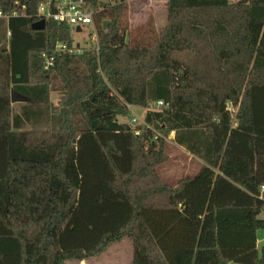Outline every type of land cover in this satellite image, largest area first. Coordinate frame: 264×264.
<instances>
[{"label": "trees", "instance_id": "obj_1", "mask_svg": "<svg viewBox=\"0 0 264 264\" xmlns=\"http://www.w3.org/2000/svg\"><path fill=\"white\" fill-rule=\"evenodd\" d=\"M44 1L0 0V264L90 260L123 239L132 264H264V0H166L132 43L128 0H88L96 45L48 69L73 40L31 28ZM12 91L28 101L14 109ZM130 106L141 123L117 120ZM172 132L203 162L175 187L155 171Z\"/></svg>", "mask_w": 264, "mask_h": 264}, {"label": "rangeland", "instance_id": "obj_2", "mask_svg": "<svg viewBox=\"0 0 264 264\" xmlns=\"http://www.w3.org/2000/svg\"><path fill=\"white\" fill-rule=\"evenodd\" d=\"M98 1L102 3L103 2L117 3L120 0H98ZM165 4H166V0H128L126 18L129 27V32L126 36L127 42L132 43L136 38H138L141 35V33L145 30L146 25H150L154 29H157L159 28V26L164 24L166 20ZM105 21L106 19H104V21L102 22L103 25ZM95 28L96 25L94 24V30H93L94 33L91 31L89 25L83 27L81 32L75 31L74 28H70L71 36L73 40V46L77 44L79 45L80 48L95 46L97 42V33H96L97 30H95ZM57 98H58L57 93L52 92L50 95V102H52V104H56ZM18 104L20 103L15 102L14 104H12L14 106V109H17L19 107ZM144 111H145L144 108L131 107L128 109L125 116H118L117 120L124 123L131 122L132 124H139L142 122L141 120ZM133 118L135 119V122L131 121V119ZM221 141L222 139H219V143ZM177 146L178 145L174 141H171L167 137L164 144V155L166 157L162 162L163 164L166 161L164 167L169 166L168 164H170L171 160L173 159L181 160L185 157H189V155L191 154L188 153L185 149L178 148ZM159 167H161V164L156 168L157 172H159L158 171ZM191 167H192L191 171L195 170L194 165ZM218 169L221 170L222 167L218 166L217 170ZM259 218L264 219V211L259 214ZM256 245L259 251L261 250L262 246H264V227L260 228L257 232ZM110 247H109L111 249L110 251H108L109 248H107L106 251L100 256H103V258L108 256L112 259V261L113 260L115 261L121 257L123 263H126L127 258H128L127 260H129V257L131 256L130 240L123 239L118 244H111ZM106 253L107 255H105ZM85 264H96V256L92 257V259L87 261ZM230 264H236V263L231 262Z\"/></svg>", "mask_w": 264, "mask_h": 264}, {"label": "built area", "instance_id": "obj_3", "mask_svg": "<svg viewBox=\"0 0 264 264\" xmlns=\"http://www.w3.org/2000/svg\"><path fill=\"white\" fill-rule=\"evenodd\" d=\"M37 12L39 17L44 21L50 19L57 24L68 25L70 28H74V30L75 27H79L80 32L83 27L89 25L91 31L94 33L93 12L89 6L88 0H45L39 4ZM2 16L0 12V17ZM52 50L50 55H42L44 58L43 68L45 69H48L52 64L55 56H60L68 52H81L78 44L70 47L66 43L60 41L54 44ZM162 103L163 102L157 101V103L153 105L159 107ZM131 121L135 122V119L133 118ZM135 134H138V131H136ZM260 189L264 190V186H261Z\"/></svg>", "mask_w": 264, "mask_h": 264}, {"label": "crops", "instance_id": "obj_4", "mask_svg": "<svg viewBox=\"0 0 264 264\" xmlns=\"http://www.w3.org/2000/svg\"><path fill=\"white\" fill-rule=\"evenodd\" d=\"M129 108H131V106ZM173 135H174V133L172 132L168 136V138L171 141L174 140ZM177 147L178 148H183L182 146H177ZM165 163H166V161L163 164L161 163V167L158 168L159 172H157L156 168L158 166H160V164L155 167L156 174L159 176V178L162 181V183H164V184H166L168 186H171V187H175L182 178H185V177L192 178V177H194L196 175L197 171L199 170V167L202 165L203 162H202V160L200 158L190 154L189 157H185V158H183L181 160H179V159L171 160L170 164H168L169 166H167V167H164ZM193 165L195 166V170L191 171L192 170L191 166H193ZM119 242H114L112 244H118ZM256 243H257V240H256ZM110 248H112V247H110ZM110 248H109L108 251L111 250ZM130 249H131V256L129 257V260H127L128 258L126 259V263L122 262L121 257L118 258L115 261L114 260L112 261V259L110 257L107 256V257L103 258V256H100L101 255L100 254V255L96 256V264H132V252H133L132 244H131ZM108 251H107V253H108ZM107 253L105 255H107ZM87 261H89V260L66 262L65 264H81V262L83 264H85ZM230 263L231 262H229L228 264H230Z\"/></svg>", "mask_w": 264, "mask_h": 264}, {"label": "water", "instance_id": "obj_5", "mask_svg": "<svg viewBox=\"0 0 264 264\" xmlns=\"http://www.w3.org/2000/svg\"><path fill=\"white\" fill-rule=\"evenodd\" d=\"M45 25V21L43 19L33 22L31 24V28L33 30H40L43 29ZM75 31L80 32V28L79 27H75ZM28 100L26 97H24L23 95H21L20 93L17 92H11L10 94V103L14 104L15 102H19V103H26Z\"/></svg>", "mask_w": 264, "mask_h": 264}]
</instances>
